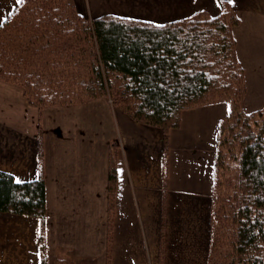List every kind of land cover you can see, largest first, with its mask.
<instances>
[{
	"label": "crops",
	"instance_id": "0c3cea01",
	"mask_svg": "<svg viewBox=\"0 0 264 264\" xmlns=\"http://www.w3.org/2000/svg\"><path fill=\"white\" fill-rule=\"evenodd\" d=\"M74 2L86 18L97 15L85 0ZM147 2L154 12L144 20L156 23L198 12L217 15L227 4L239 19L233 35L247 102L264 103V0ZM17 4L0 0V23ZM21 93L19 85L0 81V170L28 181L42 168L46 264H107L108 256L110 264H204L218 123L226 104L182 110L164 149L162 127L114 110L103 97L46 107L40 132L38 110ZM16 108L23 112L15 115ZM112 151L116 186L109 214ZM41 237V218L0 211V264H43ZM192 248L201 249L198 259L197 250L186 252Z\"/></svg>",
	"mask_w": 264,
	"mask_h": 264
},
{
	"label": "trees",
	"instance_id": "16d2710c",
	"mask_svg": "<svg viewBox=\"0 0 264 264\" xmlns=\"http://www.w3.org/2000/svg\"><path fill=\"white\" fill-rule=\"evenodd\" d=\"M238 20L225 10L163 23L114 13L85 18L72 0H23L0 23V78L21 84L32 104L107 94L133 118L168 129L184 109L227 102L218 123L207 264H264V106L240 107L244 75L232 36ZM115 180L112 159L111 188ZM0 211L42 219L46 264L42 168L28 181L0 170Z\"/></svg>",
	"mask_w": 264,
	"mask_h": 264
},
{
	"label": "rangeland",
	"instance_id": "374dc122",
	"mask_svg": "<svg viewBox=\"0 0 264 264\" xmlns=\"http://www.w3.org/2000/svg\"><path fill=\"white\" fill-rule=\"evenodd\" d=\"M72 1L74 2V0H72ZM85 1H86V4H87V8H89L90 12H92L93 14L95 13L97 15H99L100 13L103 14V13H108V12H114V13L123 14L124 16L125 15H134V16L139 15V16L142 17V19H148V18L150 19L151 18V13L154 12V9L151 8L150 6H148V2L147 1H149V0H85ZM74 4H75V2H74ZM222 10H225V11H228V12H231L232 11V9L229 8L227 4H225V6H224V8ZM202 13H204V12H202ZM83 17H85V16H83ZM128 17H131V16H128ZM135 18H137V17H135ZM187 18H189V17H187ZM238 22H239V20H238ZM238 22H236L232 26V36H233L234 41H235L234 42L235 43L234 44L235 53H236V40H235V37L233 35V27L236 26L238 24ZM236 58L238 60V63L240 65V67H241V69L243 71V75H244V77L242 78V80H243L242 81V87L240 88V90H241L240 107L243 110H245L246 112H251V111L257 110V109L263 107L264 106V103L262 105L253 107L252 104H250V103L247 102V99H248V86H246L245 73H244L243 66H242L241 62L239 61V59L237 57V53H236ZM0 81L1 82H4L5 81V82L12 83V84H16V86L19 85L20 91L22 92L21 94H23V96L26 99L27 103L30 106H34L35 109L38 110V113H39V115H38V123L39 124L38 125H39L40 132L42 131L43 111H44V109L46 107H51V106H55V105H75V104H83V103L88 102V101H90L92 99H95V98H98V97H103V98H105L107 100V102L110 104V106L114 110H119L120 109V110L124 111L120 106H118L117 104H115L114 101H113V99H112V97L110 95H107V94L96 95V96L90 97V98H88V99H86L85 101H82V102H74V103L62 102V103H50V104L36 105V104H32L30 102V100H29V98H28V96L26 94V91H25L24 87L21 84H19L17 82H13V81L4 80V79H1V78H0ZM211 103H222V104L224 103V104H226L227 109H228L227 102H225L223 100H217V101L207 102V103H204V104H201V105H198V106H202V105H205V104H211ZM198 106H195V107H198ZM192 108H194V107H192ZM14 112H15V115H18L19 112H21V113L23 112V109L19 110L18 108H16L14 110ZM124 112L127 113L126 111H124ZM227 112H228V110H227ZM127 114H129V113H127ZM226 115H227V113H226ZM226 115H224L222 118H224ZM140 122H142V121H140ZM170 128H172V127H169L168 129H163L164 132H165V134H164V142H165L164 143V149H167V138H168V131H169ZM112 159L115 161V157H114L113 151H112L111 158H110V167H111ZM115 167H116V165H115ZM43 176H44V174H43ZM115 186H116V180H115V183H114L113 188H111V186H110V170H109V191H108V194H109V207H108L109 208V214L113 212ZM212 198H213V193H212V197H211V207H210V239H211V221H212V218H211V216H212L211 215L212 214ZM162 241L160 242V247H159L158 250H159L160 257L163 259V256H164V253H165V249H163V242ZM209 246H210V240H209ZM194 250H197L196 251V255H197V259H198V256L201 254V252H200L201 249H194V248H192L190 250L189 249H186V252H190L191 254H193V253H195ZM206 251H208V252H207V256H206V258L204 260V264H207L208 263L209 247L207 248V250L204 251V253H203V250H202L203 256H204V254H205ZM185 258L187 260V259H190L191 257L186 256ZM107 264H110V258H109V256H108Z\"/></svg>",
	"mask_w": 264,
	"mask_h": 264
},
{
	"label": "snow or ice",
	"instance_id": "6c2138e0",
	"mask_svg": "<svg viewBox=\"0 0 264 264\" xmlns=\"http://www.w3.org/2000/svg\"><path fill=\"white\" fill-rule=\"evenodd\" d=\"M23 2V0H16V3H22Z\"/></svg>",
	"mask_w": 264,
	"mask_h": 264
}]
</instances>
